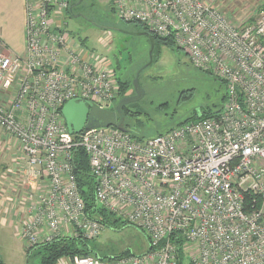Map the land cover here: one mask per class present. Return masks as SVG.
Listing matches in <instances>:
<instances>
[{
    "label": "built area",
    "instance_id": "2783aa9c",
    "mask_svg": "<svg viewBox=\"0 0 264 264\" xmlns=\"http://www.w3.org/2000/svg\"><path fill=\"white\" fill-rule=\"evenodd\" d=\"M222 1L112 0L120 19L171 38L196 67L227 83L222 110L137 138L115 126L68 130L62 108L70 99L112 109L113 74L103 56L85 57L56 21L70 0H26L25 56L0 50V93L7 95L0 127L18 140L25 176L49 187L28 195L31 218L21 235L38 244L70 237V228L89 241L104 229L79 189L73 158L81 148L96 204L149 242L140 256L75 255L56 264H264V4L235 24ZM246 194L254 196L249 210Z\"/></svg>",
    "mask_w": 264,
    "mask_h": 264
},
{
    "label": "rangeland",
    "instance_id": "374dc122",
    "mask_svg": "<svg viewBox=\"0 0 264 264\" xmlns=\"http://www.w3.org/2000/svg\"><path fill=\"white\" fill-rule=\"evenodd\" d=\"M110 1L84 0L81 5L75 3L71 13L59 12L58 15L75 40L84 43L81 53L100 55L103 56L101 61L109 62L117 98L120 94L119 79L129 81V95L138 78L144 95L127 106L129 112L124 116V122L129 132L144 138L154 137L168 132L195 115L215 113L225 107L227 83L224 80L196 67L187 51L176 44L158 46L151 33L143 31L138 22L120 19L113 12ZM225 1L221 3L223 11L229 17L230 13L236 14L232 16L235 24L253 18L264 4V0H234L227 5ZM112 108L115 109L116 106ZM42 187L47 191L48 182ZM36 190L29 192L35 193ZM28 203L24 197L12 200V204L18 205L19 210L24 213L20 230L24 222L31 218ZM113 218L97 238L88 241L87 247L92 251L91 254L82 256L111 259L119 258L117 256L120 255L140 256L148 251L149 242L143 231L123 219H117V216ZM2 229L1 261L6 264L39 263L38 250L34 253L27 252L37 244H32L22 236L26 245L24 248L19 238L10 237ZM64 232L70 237L74 236L70 228ZM40 240L43 242V238Z\"/></svg>",
    "mask_w": 264,
    "mask_h": 264
},
{
    "label": "crops",
    "instance_id": "0c3cea01",
    "mask_svg": "<svg viewBox=\"0 0 264 264\" xmlns=\"http://www.w3.org/2000/svg\"><path fill=\"white\" fill-rule=\"evenodd\" d=\"M226 1L225 5L228 2L229 4L234 2V0ZM25 6L26 0H0V50L7 55L25 56ZM234 15L236 14L230 13V18L232 19ZM56 21L64 23L60 20ZM69 35L81 50L84 43H78L70 31ZM83 54L88 56L86 52ZM0 97H7V95L1 92ZM26 167L27 160L18 140L0 127V230L3 228L2 231H7L10 237L19 238L24 248L26 245L20 230L24 213L19 210L20 203L12 204V200L29 198L28 195L31 193L29 191L39 189L46 182L45 178L26 177L24 171ZM21 207L25 209L24 206Z\"/></svg>",
    "mask_w": 264,
    "mask_h": 264
},
{
    "label": "trees",
    "instance_id": "16d2710c",
    "mask_svg": "<svg viewBox=\"0 0 264 264\" xmlns=\"http://www.w3.org/2000/svg\"><path fill=\"white\" fill-rule=\"evenodd\" d=\"M84 0H70V5L67 9V13L72 12V6L76 3L82 4ZM112 2V1H111ZM111 8L114 12L113 5L111 4ZM140 24V23H139ZM143 31H148L145 26L140 24ZM149 32V31H148ZM151 33V32H149ZM152 37L155 41H157L158 46L160 45H171L174 44L173 40L171 38H160L154 34H152ZM119 90L120 94L119 97L116 99V105L120 101V99L127 95V91L130 88V83L127 80H121L119 79ZM128 106V105H127ZM124 106L123 113L124 116L127 115L129 112L128 107ZM214 112H208L203 114L195 115L193 118H197L200 116H206L211 115ZM191 118V119H193ZM190 120V119H189ZM123 129L128 130L125 122L123 125ZM131 133V132H130ZM134 135V134H133ZM160 135V134H158ZM137 138H144L140 136H136ZM73 164L75 168V173L77 176L79 189L82 194V197L86 203L87 210L89 211V214L91 217L98 219L103 223L104 225H109L111 223V219L115 216L113 213L108 212L104 208L99 207L96 204L95 196H94V190H95V178L93 174L91 173L90 165H89V159L85 151L81 148L77 149L74 153L73 158ZM254 196L251 194H246L245 198V207L247 210L251 209L253 207V200ZM257 198V197H256ZM257 206L256 208H259L261 206V200L257 199ZM114 219V218H113ZM116 219V218H115ZM118 219V217H117ZM120 219V218H119ZM88 240L78 238V237H61V238H55L51 241H43L38 243L36 246L30 248L27 250L28 253L35 252L38 250V254L40 256L39 263L37 264H56L57 261L62 257H74L75 255H87L91 254V250L87 247ZM37 247V248H35ZM33 250V251H32ZM122 256V255H120ZM117 256V257H120ZM0 264H6L3 261L0 260Z\"/></svg>",
    "mask_w": 264,
    "mask_h": 264
},
{
    "label": "water",
    "instance_id": "95a60500",
    "mask_svg": "<svg viewBox=\"0 0 264 264\" xmlns=\"http://www.w3.org/2000/svg\"><path fill=\"white\" fill-rule=\"evenodd\" d=\"M134 87L136 94L122 97L115 110L100 108L88 100L76 98L68 100L62 108V115L68 130L71 133L78 134L97 127L115 126L123 129L124 114L122 108L139 100L144 95V90L139 84L138 78L134 82Z\"/></svg>",
    "mask_w": 264,
    "mask_h": 264
},
{
    "label": "flooded vegetation",
    "instance_id": "af4514ba",
    "mask_svg": "<svg viewBox=\"0 0 264 264\" xmlns=\"http://www.w3.org/2000/svg\"><path fill=\"white\" fill-rule=\"evenodd\" d=\"M131 86H132V85H131ZM132 90H133V91H132L129 95H135V94H136V90L134 89V86H132ZM117 100H118V99H117ZM116 102H117V101H115V106H117V105H116ZM112 109H114V108H112ZM115 109H116V108H115ZM115 109H114V110H115ZM122 111H123V109H122ZM123 114H124V113H123Z\"/></svg>",
    "mask_w": 264,
    "mask_h": 264
},
{
    "label": "bare ground",
    "instance_id": "6f19581e",
    "mask_svg": "<svg viewBox=\"0 0 264 264\" xmlns=\"http://www.w3.org/2000/svg\"><path fill=\"white\" fill-rule=\"evenodd\" d=\"M81 100H83V99H81Z\"/></svg>",
    "mask_w": 264,
    "mask_h": 264
}]
</instances>
